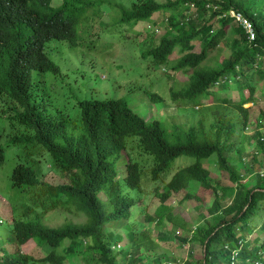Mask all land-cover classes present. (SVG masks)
Wrapping results in <instances>:
<instances>
[{"label":"trees","instance_id":"16d2710c","mask_svg":"<svg viewBox=\"0 0 264 264\" xmlns=\"http://www.w3.org/2000/svg\"><path fill=\"white\" fill-rule=\"evenodd\" d=\"M53 1L0 0V136L23 151L5 196L11 213L9 222L0 223V264H69V254L78 256L81 264H148L143 252L150 229L144 222L157 227L160 239L167 237L161 226L164 220L188 229L167 200L187 190L181 200L201 201L193 191L197 185L213 193L206 209L210 218L201 214L189 235H174L182 243L201 246L198 262L176 259L178 264H264V219L253 227L255 218L264 214V173L251 185L242 181L233 163L245 164L247 156L242 155L248 154L243 143L234 140L237 128L241 137L248 124L249 106L244 104L255 102L258 84H263L259 88L264 96V0ZM231 12L250 23L253 39ZM140 23L146 28L137 30ZM133 35L145 36L142 41L147 47H138ZM118 40L137 52L127 65L134 75L140 64L146 72L164 67L168 76L190 71L181 88L171 91L174 99L179 96L194 108L205 105L203 94L213 95L215 107L225 106L229 115L238 118L220 115L208 127L200 117L187 127L181 124L167 130L162 121L145 119L131 106L132 95L141 91L151 102H162L150 85L111 96L108 89L121 90L112 85L114 81L105 83L106 76L88 79L82 72L72 79L75 84L79 78L82 88L67 89V98L73 95L67 112L60 99L56 101L42 87L48 81L41 77L47 74L71 76L63 71L65 58L57 53L64 44L83 56L86 50L99 53L113 48ZM221 44L228 46L229 53L218 65L206 64ZM175 51L179 55L171 59ZM152 79L162 81L153 73ZM230 82L236 83L231 92L236 101L226 92ZM258 130L248 176L264 155V135ZM212 155L231 184L214 181L205 166ZM43 158L61 182L41 178ZM4 159L0 143V166ZM145 182L156 183L153 195L160 202L153 214L143 215V221L134 219L133 210L146 195ZM56 210L81 214L84 220L47 225L45 215ZM115 228L125 230V245H119L124 236ZM252 232L259 234L250 239ZM30 240L44 254L23 251Z\"/></svg>","mask_w":264,"mask_h":264},{"label":"rangeland","instance_id":"374dc122","mask_svg":"<svg viewBox=\"0 0 264 264\" xmlns=\"http://www.w3.org/2000/svg\"><path fill=\"white\" fill-rule=\"evenodd\" d=\"M59 1L60 0H54L53 3L58 4ZM104 14V21H107V12L105 11ZM144 28H146V24L143 23H140L136 26L137 30H142ZM162 33L163 30H161V32H156L155 37L161 35ZM133 36H136L138 38L140 44L138 45V47H147V42L142 41L145 36ZM112 46L113 48L111 47L99 50V53L92 50H86L83 53V56H80L78 50L71 49L66 44H64L63 47H61L57 51V53L65 58L63 61H61L62 63L67 65L63 68V71L69 73L72 77L65 76L63 74L61 75V77L47 74V76L41 77L43 80L47 79L48 81L43 84L42 87H46V89H48L50 93L55 96L56 101L60 99L61 107L64 109V111L67 112V109L69 108L71 111L70 99H73V95H70V98H67V93H69V90L67 89L73 87L75 89L82 88L79 78L78 80H76L75 84L72 82V79H74L73 76L80 77L82 72L86 73L88 79H91V77L93 78L94 76H100L101 78H104L106 76L107 80L105 83L110 84V81H114L112 85L118 87L121 90L119 91L118 89H116L111 92V90L108 89L111 96L116 94H118L119 96H125V94L127 95L131 92L141 91L142 89L140 88L150 85V90L162 96V102L158 104L151 102L141 91L142 93L137 92L132 95L131 106L141 115H143L145 119H158L162 121L167 130H171L175 125L181 124L187 127L189 124L194 123L195 120L199 119L200 117L204 118L205 126L208 127L210 121L220 115H227V117H233L234 119L238 118L237 115H229L231 113L226 110L227 107L225 106L215 107L217 106V100H215L214 98H210V96L213 95L203 94V97H207L204 101L205 105L202 104L194 108L189 106L188 104H184V101H182L179 96L174 99L172 97L171 91H178L181 88L182 84L186 81L187 75L188 73H190V71H178L175 74L170 71L169 73L173 75L168 76L167 72H165L163 69L164 67L158 69L160 72L156 69V67L152 68V72H146L145 70L141 69V67H143V64H140L141 67L138 68L137 74L134 75V71L127 65L131 63L129 61L132 60L135 55H137L135 49L130 48L127 42H122L119 40L113 42ZM197 50L198 46L195 47V51ZM228 53V46L221 44V46L213 50L208 60L206 61V64H215L216 62V65H218ZM68 55H73V57H69ZM178 55V52L175 51L171 59L176 58ZM121 64H124L125 66L123 67ZM127 69L131 71L127 72ZM152 73L159 79L162 78L161 83L154 82V80L152 79ZM159 79H156V81L160 82ZM107 84H105L106 87ZM229 85L230 88H228L226 92H228L229 95L233 96L231 92L232 90H234L233 87H236V83L230 82ZM260 85L263 84H258L253 96L255 102L244 104L245 107L249 106V120L248 124L245 126L246 128L243 132L241 131V137H239L240 131L239 128H237L235 132L236 134L234 136V140L237 141V144H239L240 142L243 143V146L247 151L246 153L248 154L242 155L247 156V158L244 160L245 164H242V160H234L233 163L237 167L240 174L243 175L241 178L242 181L251 185L255 182V177H257L261 173H264V155L260 154V152H258L257 154L261 155V158H258L259 160H261L259 161L260 166L256 167L254 170H251V176H248L245 173L247 170V166L250 167V163H252L253 161L251 157L254 154L251 151L257 150L255 145L256 141L254 137V131L259 129L257 132H260L262 135H264V118L262 116V114L264 113V96H262L263 91H261L259 88ZM103 86L104 84H101L96 88L100 90ZM221 86H227V83L224 82L221 84ZM220 91L221 89L218 87L215 90L216 93ZM232 100L236 101L238 99L237 97H235V99ZM74 120H76V123H78L77 115L74 116ZM0 143L3 145L5 152L4 162L0 166V223L2 221L3 224V222L7 223L10 221V205L5 199V196H7L10 190V175L15 163L20 160V157L18 155H20L23 151L17 146L8 145L5 135L0 136ZM123 156L124 159H127L124 153ZM207 160L209 162H205V166L211 172V176L213 177L214 181L219 182L223 186L231 184L228 179L227 173L224 171H220L217 168L214 156L212 155ZM39 168L42 171L41 178L43 180L52 184H57L62 181V179L57 174L48 169V163L46 162L45 158L40 161ZM261 168L263 170H261ZM144 184L146 188L144 193L146 195L144 196L143 201L138 204V209L135 210L134 208L133 210L134 219L143 221H145L143 215L146 213L153 214L160 202V199L153 195L156 183L151 185V182H145ZM186 191L187 190H182L179 193L172 194L168 198L167 204L171 205L174 208V211H177L180 217L184 219V221L187 223L186 227L188 229L183 231L164 220L161 226L165 231H167V237L160 239L159 237H157V227L144 222V226L150 229V234L145 236L146 241L144 242L145 244L143 252V258L145 257V260L148 264H154L156 260H160L161 263L158 262L159 264H169L176 261V259L179 260V262H182V260L187 258H191L193 263L198 262L201 253L200 244L191 243L189 245L188 243H182V241L178 238H174V235H176L178 232L179 236L189 235L192 231L193 226L195 225V222L199 219V216L201 214H207L206 209L210 207L214 196L212 195V192H203L197 185L196 189H194L193 191L196 195L200 196L201 201H197L196 199L181 200ZM191 194H193L192 191ZM100 197L104 199L103 194H100ZM139 209H142V211H139ZM207 217L210 218V215L207 214ZM262 219H264V214L256 217L253 223V227H257L259 225V221ZM69 220L72 222H82L84 220V217L81 214H71L63 210L49 212L44 217L45 223L49 226H59ZM6 223H4V227L7 226ZM115 232L121 233L124 236V240L119 245H125V243H127L125 230L115 228ZM258 234L259 233L257 232H252L250 235H248V237L250 239H253L257 237ZM262 235L264 240V234ZM23 251L35 253L37 256L44 254V250L36 247L35 243L31 240L28 241L25 246H23ZM73 255L74 254H69V264H81L79 262V257ZM234 255L236 254L234 253ZM160 256L162 257L154 261L156 257ZM165 259L170 260L166 261Z\"/></svg>","mask_w":264,"mask_h":264},{"label":"built area","instance_id":"2783aa9c","mask_svg":"<svg viewBox=\"0 0 264 264\" xmlns=\"http://www.w3.org/2000/svg\"><path fill=\"white\" fill-rule=\"evenodd\" d=\"M231 14L234 15L236 19L240 21L248 29L249 39H253L254 35L250 23L246 19L242 18L240 14H235L233 12H231ZM176 264H178V262Z\"/></svg>","mask_w":264,"mask_h":264},{"label":"clouds","instance_id":"9594fccd","mask_svg":"<svg viewBox=\"0 0 264 264\" xmlns=\"http://www.w3.org/2000/svg\"><path fill=\"white\" fill-rule=\"evenodd\" d=\"M260 176H261V174H260Z\"/></svg>","mask_w":264,"mask_h":264}]
</instances>
